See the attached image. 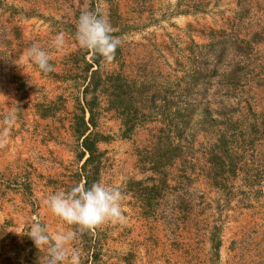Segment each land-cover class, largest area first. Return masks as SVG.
<instances>
[{
  "label": "rangeland",
  "instance_id": "1",
  "mask_svg": "<svg viewBox=\"0 0 264 264\" xmlns=\"http://www.w3.org/2000/svg\"><path fill=\"white\" fill-rule=\"evenodd\" d=\"M236 2L19 0L12 5L8 0L4 4L0 25L5 19L7 27L14 25L18 15L26 19L19 21L27 30L22 43L27 48L38 43L48 51L54 70L47 73L50 78L35 73L25 76L14 74L17 66L11 62L0 63V121L19 107L16 125L0 148V264H45L46 249L38 251L26 234H17L27 233L33 222L46 226L49 235L75 228L54 216L46 200L58 190L82 185L77 181L79 143L70 122L72 118L74 122L77 99L88 76L85 61L89 56L75 39L78 17L85 10L99 9L107 14L113 35L122 41L115 59L102 62L101 73L120 72L137 85L146 83L149 97L159 94L174 99L183 109V119L188 120L178 141L182 145L192 142L194 153L191 157L184 154L171 167L152 172L136 149L154 143L161 114L142 116L139 111L138 123L127 134L124 116L107 110L105 88H99L95 130L102 137L98 143L102 155L98 181L121 186L126 219L91 230L94 233L90 237L87 231L78 233L68 246L69 252L74 249L81 257L84 253L79 239L88 238L85 245L91 246L89 251H94L96 244L103 249V264H113L118 252L133 251L135 256L147 251L159 253L148 236V215H206L208 219L235 220L238 215L227 212L223 199L216 201L221 192L216 194L211 187L226 185L222 175L216 173L227 170L229 176L230 170L226 164L219 167L208 163V148L226 131L234 165L239 149L249 144L250 135L264 137V0H249L242 10ZM61 32L65 34L64 47H50ZM237 37L250 44H233L234 48L231 44ZM159 97L154 106L162 105ZM186 107L192 109L189 117ZM204 124L211 125L207 133L200 131ZM3 131L0 124V134ZM228 179L229 187L238 183L234 177ZM149 201L156 210L148 206ZM219 228L222 230L221 225ZM87 253L81 257V264H85ZM142 264H147L146 260Z\"/></svg>",
  "mask_w": 264,
  "mask_h": 264
},
{
  "label": "crops",
  "instance_id": "2",
  "mask_svg": "<svg viewBox=\"0 0 264 264\" xmlns=\"http://www.w3.org/2000/svg\"><path fill=\"white\" fill-rule=\"evenodd\" d=\"M7 2L8 0H0V14L6 10L4 4ZM18 2L19 0H10L8 4L15 5ZM19 18L18 15L16 23L9 27L6 26L7 19L3 25H0V58L2 59L0 63L11 62L17 66L14 74L27 76L35 73L38 76L41 74L43 78H50L47 73L36 70L34 64L25 56L27 45L22 43V40L27 30L25 25L19 22L22 20ZM2 33H5L4 39ZM46 119L49 121L48 116ZM70 129L73 130V118ZM248 140L247 147L239 149V159L234 165L230 166L227 161L225 162V168L228 167L231 175L228 176L227 170L222 171L220 175L226 185L211 184L214 193L221 192L220 198L217 197L216 201L223 199L228 205L227 212L238 215H235V220L223 221L216 217L208 219L206 215L191 217L148 215L145 218L149 224L148 236L153 238L152 244L157 245L159 253L151 254L147 251L145 254L140 250L141 256L139 253L135 256L133 251L118 252L113 264H142L144 260L147 264H264V150L261 149V144L264 146V137L250 135ZM229 177L237 179L238 183L235 187L228 186ZM202 223H205L204 229ZM220 225L222 230H219ZM93 233L90 232L89 237ZM97 241L100 243L99 240ZM79 242L82 245L80 250L84 254L91 249V246L85 245L87 242L80 239ZM139 243L141 242H136ZM94 249V252H99V255L96 254L97 258L102 257V260L96 258L91 262V258L90 260L87 258V253L85 264L104 263L101 246L96 244Z\"/></svg>",
  "mask_w": 264,
  "mask_h": 264
},
{
  "label": "trees",
  "instance_id": "3",
  "mask_svg": "<svg viewBox=\"0 0 264 264\" xmlns=\"http://www.w3.org/2000/svg\"><path fill=\"white\" fill-rule=\"evenodd\" d=\"M248 1L237 0V8L242 10L248 4ZM237 38H234L231 44L234 48L233 44H237L236 46L248 45L247 39ZM85 54L89 55L88 60L85 61V71L88 76L84 79L85 86L82 90L81 98L77 99L78 111L74 116L73 122L75 140L79 143L76 158L79 162L81 161L79 180L77 179V181L82 182L85 187H90L92 183L97 182L99 179L102 154L99 151L98 143L102 140V137H99L95 129L100 98L98 89L101 87L105 88L107 110L114 111L118 116H124L123 122L127 126L126 133L132 131L138 123L136 119L139 111L142 112V116L144 114H161L153 135L155 138L154 143L150 146L144 145L140 149H136L140 159L142 158V161L146 160L150 164L149 168L152 172H158L162 167H171L178 159H182L184 154H188L189 157L192 156L194 153L192 142L182 145L178 141L183 136L188 120L183 119L184 115L181 113L183 109L176 106L177 103L173 101L174 99L166 98L165 96L159 97V94L149 97V88L146 87V83L142 82L137 85L136 81H131L126 76L123 77L120 72L102 74L100 71L101 64L106 61L102 57L93 56L90 51L86 50ZM136 91L138 94H134ZM144 94L145 97H143ZM191 94L189 93L188 96ZM157 97L161 100L162 105L160 106H154ZM189 102L187 101L188 104ZM184 111H188V115H186L188 117L192 113V109L188 107ZM200 126L202 128L200 129L201 132L207 133L211 129L209 124ZM147 132H152V130L148 129ZM229 141L226 131L218 135L208 148L207 162H214L215 166L221 167L227 161L232 166L234 159L229 155ZM221 173V171L217 172L216 176ZM205 176L208 177L207 174ZM183 192L186 195L189 194L186 190ZM148 206L152 210L155 209L150 201ZM87 232L88 234L90 233V231ZM87 240L88 238L85 243ZM87 252L88 260L91 258L90 261L93 262L97 258L96 253L89 250Z\"/></svg>",
  "mask_w": 264,
  "mask_h": 264
},
{
  "label": "clouds",
  "instance_id": "4",
  "mask_svg": "<svg viewBox=\"0 0 264 264\" xmlns=\"http://www.w3.org/2000/svg\"><path fill=\"white\" fill-rule=\"evenodd\" d=\"M75 39L81 49L90 51L93 56L102 57L106 62L115 59L116 50L121 46V39L113 35V27L107 14L96 11H82L76 24ZM65 34L58 33L51 41L50 47L62 49ZM25 56L43 73H50L54 66L50 63V54L38 43L25 50ZM2 95V94H0ZM18 109L8 112L0 124L4 131L0 134V148L7 143L6 137L16 125ZM124 194L121 186L108 185L97 181L90 187L76 184L70 190H58L50 194L46 205L51 213L64 223L75 228L59 231L49 235L46 226L36 221L30 225L26 234L38 251L46 249L45 264H81L80 253L69 252L68 246L78 237V233L95 230L107 223L124 222L122 202Z\"/></svg>",
  "mask_w": 264,
  "mask_h": 264
}]
</instances>
